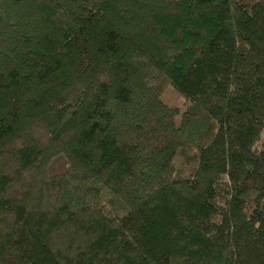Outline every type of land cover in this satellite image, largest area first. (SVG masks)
I'll use <instances>...</instances> for the list:
<instances>
[{"label": "trees", "instance_id": "1", "mask_svg": "<svg viewBox=\"0 0 264 264\" xmlns=\"http://www.w3.org/2000/svg\"><path fill=\"white\" fill-rule=\"evenodd\" d=\"M0 264H264V0H0Z\"/></svg>", "mask_w": 264, "mask_h": 264}, {"label": "rangeland", "instance_id": "2", "mask_svg": "<svg viewBox=\"0 0 264 264\" xmlns=\"http://www.w3.org/2000/svg\"><path fill=\"white\" fill-rule=\"evenodd\" d=\"M165 99L170 102L171 104L182 106L184 100L180 98L173 90L170 88L165 93Z\"/></svg>", "mask_w": 264, "mask_h": 264}]
</instances>
